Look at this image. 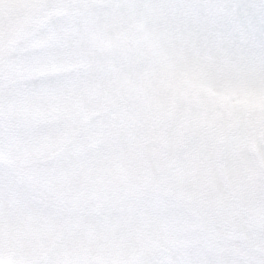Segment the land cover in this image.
Wrapping results in <instances>:
<instances>
[{
	"label": "clouds",
	"instance_id": "1",
	"mask_svg": "<svg viewBox=\"0 0 264 264\" xmlns=\"http://www.w3.org/2000/svg\"><path fill=\"white\" fill-rule=\"evenodd\" d=\"M0 264H264V0H0Z\"/></svg>",
	"mask_w": 264,
	"mask_h": 264
}]
</instances>
